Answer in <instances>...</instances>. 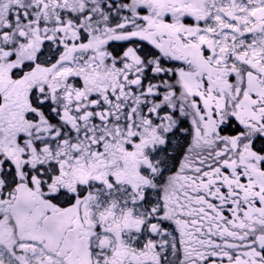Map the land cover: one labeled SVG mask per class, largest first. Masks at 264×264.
<instances>
[{"label":"snow or ice","instance_id":"1","mask_svg":"<svg viewBox=\"0 0 264 264\" xmlns=\"http://www.w3.org/2000/svg\"><path fill=\"white\" fill-rule=\"evenodd\" d=\"M0 264H264V0H0Z\"/></svg>","mask_w":264,"mask_h":264}]
</instances>
